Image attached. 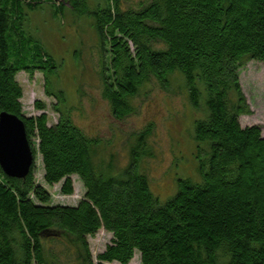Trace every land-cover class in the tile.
Returning a JSON list of instances; mask_svg holds the SVG:
<instances>
[{
	"label": "trees",
	"instance_id": "trees-1",
	"mask_svg": "<svg viewBox=\"0 0 264 264\" xmlns=\"http://www.w3.org/2000/svg\"><path fill=\"white\" fill-rule=\"evenodd\" d=\"M97 1L94 8L88 0L61 6L93 20L113 117L135 112L143 84L169 89L181 75L189 105L202 113L192 134L199 179H177L174 195L160 202L143 165L153 157L151 126L132 136L124 167L105 157L103 142L58 109L64 94L51 81L58 65L28 28L41 1L0 0V113L23 122L48 186L62 182L61 193L72 195L76 176L84 189L76 206L52 205L34 163L24 179L0 168V264H61L62 244L74 264H129L135 254L140 264H264V137L238 120L250 114L240 70L248 61L264 63V0H148L133 9L122 0ZM20 72L43 75L57 102L55 124L44 112L23 115ZM35 108L44 110L38 102ZM101 229L111 239L93 260L88 237Z\"/></svg>",
	"mask_w": 264,
	"mask_h": 264
},
{
	"label": "rangeland",
	"instance_id": "rangeland-1",
	"mask_svg": "<svg viewBox=\"0 0 264 264\" xmlns=\"http://www.w3.org/2000/svg\"><path fill=\"white\" fill-rule=\"evenodd\" d=\"M29 13V31L37 38L58 65L57 75L51 78L55 88L64 94L60 111L68 113L71 120L84 134L103 143V155H113L116 165L124 167L128 160L132 136L151 126L152 134L148 147L153 157L143 160L152 193L160 202L174 195L177 179L198 180L193 140V122L202 117L200 110L189 105L187 94L179 74L171 77L169 89L161 88L154 80L142 85L133 99L135 112L122 120L113 117L109 102L103 96L101 80L102 52L98 36L90 17L76 16L61 0H40ZM148 0H122L124 8H136ZM97 0H88L94 8ZM61 6V7H60ZM240 85L249 106V115L239 116L242 128L257 126L264 137V63L248 61L240 70ZM16 81L22 89V112L24 116L47 115L49 125L58 120L54 110L57 102L47 96L43 75L35 72L29 75L20 72ZM56 81V82H55ZM235 95L231 94L233 101ZM44 110L35 108V103ZM34 177L51 195L52 205L76 206L84 195V189L76 176L71 177L73 194L61 193L62 182L48 186L43 179L41 158H34ZM111 235L104 230L88 237L93 260L110 242ZM62 247L67 251L63 252ZM55 246L57 253L63 252L61 264L72 263L70 247ZM129 264H140L135 254Z\"/></svg>",
	"mask_w": 264,
	"mask_h": 264
},
{
	"label": "water",
	"instance_id": "water-1",
	"mask_svg": "<svg viewBox=\"0 0 264 264\" xmlns=\"http://www.w3.org/2000/svg\"><path fill=\"white\" fill-rule=\"evenodd\" d=\"M33 162L34 156L21 119L0 113V168L3 173L10 178L24 179Z\"/></svg>",
	"mask_w": 264,
	"mask_h": 264
}]
</instances>
